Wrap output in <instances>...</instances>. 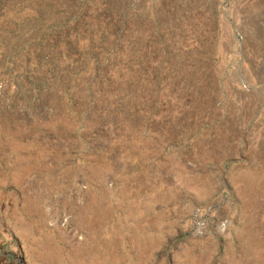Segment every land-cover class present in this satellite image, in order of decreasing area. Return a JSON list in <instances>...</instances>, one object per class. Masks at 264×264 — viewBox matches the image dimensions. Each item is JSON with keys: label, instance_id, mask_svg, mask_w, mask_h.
Returning <instances> with one entry per match:
<instances>
[{"label": "rangeland", "instance_id": "1", "mask_svg": "<svg viewBox=\"0 0 264 264\" xmlns=\"http://www.w3.org/2000/svg\"><path fill=\"white\" fill-rule=\"evenodd\" d=\"M0 264H264V0H0Z\"/></svg>", "mask_w": 264, "mask_h": 264}]
</instances>
